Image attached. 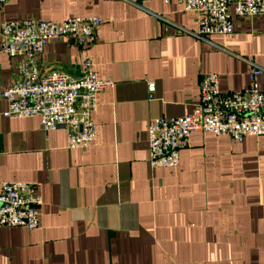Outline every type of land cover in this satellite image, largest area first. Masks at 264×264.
<instances>
[{"label": "crops", "instance_id": "crops-1", "mask_svg": "<svg viewBox=\"0 0 264 264\" xmlns=\"http://www.w3.org/2000/svg\"><path fill=\"white\" fill-rule=\"evenodd\" d=\"M232 13V34L201 37L199 14L177 1L0 5V24L99 16L96 42L49 41L40 65L78 77L91 58L115 82L98 93L85 149L68 148L66 128L46 132L38 115L5 117L0 96V180L35 184L43 198L40 227L0 226V264H264V136L196 132L178 166L149 163V123L190 114L206 74L232 92L249 85L252 66L264 70V17ZM15 79L16 59L0 49V92Z\"/></svg>", "mask_w": 264, "mask_h": 264}, {"label": "built area", "instance_id": "built-area-1", "mask_svg": "<svg viewBox=\"0 0 264 264\" xmlns=\"http://www.w3.org/2000/svg\"><path fill=\"white\" fill-rule=\"evenodd\" d=\"M10 0H0V5ZM184 5L196 12L198 34L227 36L234 32L233 13L237 16L264 17V0H164ZM102 19L97 15L75 16L62 22L25 18L0 24V49L16 59V79L0 92L8 101L5 117L40 116L46 131L64 127L67 147L88 148L96 140L97 127L92 119L98 107V93L113 88L115 82L98 76L93 60L87 58L78 77L60 69L43 70L40 55L47 43L66 36L79 45L97 41ZM167 27L165 31H167ZM264 70L252 66L249 85L241 91L223 92L219 76L206 74L200 83V98L185 116L157 118L149 123V163L151 167H176L181 151L196 132H212L242 141L246 136H264V90L260 77ZM150 97L156 83L149 82ZM43 198L35 184L0 180V226L28 229L40 227Z\"/></svg>", "mask_w": 264, "mask_h": 264}]
</instances>
